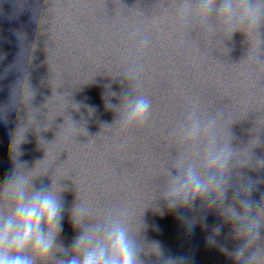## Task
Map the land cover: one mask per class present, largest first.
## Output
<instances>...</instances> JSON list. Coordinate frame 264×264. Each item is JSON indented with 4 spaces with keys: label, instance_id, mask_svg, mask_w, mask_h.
Wrapping results in <instances>:
<instances>
[{
    "label": "clouds",
    "instance_id": "9594fccd",
    "mask_svg": "<svg viewBox=\"0 0 264 264\" xmlns=\"http://www.w3.org/2000/svg\"><path fill=\"white\" fill-rule=\"evenodd\" d=\"M176 12L182 25L198 21L210 38H214L217 32V24L210 22L213 12L216 20L221 21L223 31L230 36L243 31L241 29L247 30L244 32L248 37L251 35L259 41L252 62L264 67V60L260 59V48L264 42L259 39V27L264 22V0H220L219 7L216 0H176ZM130 35L136 37L138 33ZM148 43L147 36L140 38L137 49L146 47ZM143 70L142 63L129 65L122 75L130 87L122 94L118 106L109 105L118 113L113 125H118L121 130L143 124L151 115V101L136 91L141 86ZM37 115L38 109H30L28 121L39 124ZM68 120L69 131L79 132L81 127ZM227 121L224 109L205 115L198 102L192 103L184 119L169 133L176 145L173 148L175 155H170V168L165 169L160 196L170 210L186 208L195 211L197 199L209 208H220L225 219L235 222L234 238L243 241L232 252L223 247L221 251L233 257L238 264H264V245L259 243L264 239L261 235L264 202L257 204L249 198L253 187L250 178L241 177L235 185L232 183L231 162L240 165L247 162L241 159L245 157L241 155L243 152L231 147L228 132L231 124L225 128ZM257 165L264 167V160L258 161ZM23 168V164L16 163L12 176L6 179L0 190V195L13 202L9 213L0 210V264H142L140 256L145 249L138 235L131 231L129 209L124 206L107 209L99 220H94L92 207L78 199L71 219L73 226L80 229V234L68 249L58 244L63 218L60 191L54 190L53 183L50 187L35 188L33 181L39 175H32V170L25 172ZM233 186V202L225 205L226 192ZM236 204L242 211L237 210ZM181 218L189 227L195 225L194 218L187 215ZM220 231L221 227L217 226L213 235H219ZM151 248L155 249L152 253L160 259V264H186L184 257L164 256L158 243ZM55 253L64 258L55 259Z\"/></svg>",
    "mask_w": 264,
    "mask_h": 264
}]
</instances>
